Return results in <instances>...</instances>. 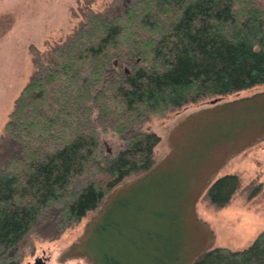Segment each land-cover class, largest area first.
<instances>
[{
    "label": "trees",
    "instance_id": "16d2710c",
    "mask_svg": "<svg viewBox=\"0 0 264 264\" xmlns=\"http://www.w3.org/2000/svg\"><path fill=\"white\" fill-rule=\"evenodd\" d=\"M32 51L37 69L6 123L15 149L0 167V264H22L28 234L59 237L125 178L151 169L161 141L145 129L151 117L264 84V6L128 0L90 13L47 62ZM108 135L124 144L113 149ZM239 185L224 175L207 198L224 208ZM116 203L93 234L116 229ZM104 256L97 260L116 264ZM193 264H264V230L245 249L217 247Z\"/></svg>",
    "mask_w": 264,
    "mask_h": 264
},
{
    "label": "rangeland",
    "instance_id": "374dc122",
    "mask_svg": "<svg viewBox=\"0 0 264 264\" xmlns=\"http://www.w3.org/2000/svg\"><path fill=\"white\" fill-rule=\"evenodd\" d=\"M127 1L0 0V167L15 149L9 114L37 69L32 46L47 62L90 13H112ZM145 129L161 138L151 169L125 178L59 237L28 234L19 245L22 264H102L107 252L116 264H193L202 252L245 249L256 239L264 230V84L155 115ZM106 139L113 149L124 144ZM227 174L240 185L219 209L207 192ZM114 203L116 229L93 234Z\"/></svg>",
    "mask_w": 264,
    "mask_h": 264
},
{
    "label": "water",
    "instance_id": "95a60500",
    "mask_svg": "<svg viewBox=\"0 0 264 264\" xmlns=\"http://www.w3.org/2000/svg\"><path fill=\"white\" fill-rule=\"evenodd\" d=\"M32 264H48V263H47V260L44 258H36L34 263Z\"/></svg>",
    "mask_w": 264,
    "mask_h": 264
}]
</instances>
